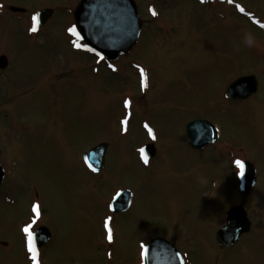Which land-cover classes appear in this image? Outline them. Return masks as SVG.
Segmentation results:
<instances>
[{"label": "rangeland", "instance_id": "rangeland-1", "mask_svg": "<svg viewBox=\"0 0 264 264\" xmlns=\"http://www.w3.org/2000/svg\"><path fill=\"white\" fill-rule=\"evenodd\" d=\"M134 1L137 42L107 68L68 31L79 0H0L26 9L0 7V264H33L23 229L38 222L52 233L38 264H141L154 233L187 264H264V0ZM44 7L53 17L30 31ZM246 73L257 74L256 93L226 99ZM195 119L218 128L215 143L189 145L185 125ZM101 141L104 168L93 173L82 157ZM146 142L156 148L147 163ZM237 160L255 171L243 198L255 227L219 249L224 211L243 201ZM125 188L132 205L112 215Z\"/></svg>", "mask_w": 264, "mask_h": 264}, {"label": "water", "instance_id": "water-1", "mask_svg": "<svg viewBox=\"0 0 264 264\" xmlns=\"http://www.w3.org/2000/svg\"><path fill=\"white\" fill-rule=\"evenodd\" d=\"M12 10H22L11 7ZM52 9H42L36 13L38 24L44 23L51 15ZM76 28L84 41L109 60L127 52L136 41L140 20L137 16L133 0H81L74 12ZM6 60L0 56V63ZM256 89V79L252 75L241 76L234 80L226 90V96L232 99H241L253 93ZM186 136L194 147H202L213 142L216 134L214 127L205 120L196 119L186 125ZM106 144L101 143L90 149L85 155V161L94 170L102 168L103 154ZM148 155L153 153L152 146H147ZM144 153L145 148H144ZM2 171L0 169V177ZM252 182V171L247 164L243 176V184L248 186ZM245 185V186H246ZM246 188V189H247ZM129 192L124 191L115 199L124 205L128 200ZM238 208H232L227 215V224L216 234L220 245L232 244L239 236L242 219ZM145 264H182L179 253L166 240H152L148 243L145 253Z\"/></svg>", "mask_w": 264, "mask_h": 264}, {"label": "snow or ice", "instance_id": "snow-or-ice-1", "mask_svg": "<svg viewBox=\"0 0 264 264\" xmlns=\"http://www.w3.org/2000/svg\"><path fill=\"white\" fill-rule=\"evenodd\" d=\"M32 19H33L34 24H33V28H31L30 31H35V20H36V17L33 16ZM262 26H264V25H262ZM68 31H69L70 33L75 32V28H74V27L69 28ZM77 47H79V45H77ZM128 103H129V102H128L127 100L124 101L125 106H127ZM149 132L151 133V130H150V129H149ZM141 151H143V150H141ZM142 159H144L145 163H147V158H146V157H142ZM235 163L238 165L239 168H242V167H243V164H242L241 161L237 160ZM35 207H36V206L33 205V208H34V209H35ZM105 226L107 227V223H106ZM23 231L26 232V233H28V235H29V241H28L29 251L32 253V260L35 261V260H36L35 247H34V245L32 244V234H31V232H29V226H25V228L23 229ZM107 238H108L109 240L112 239V236H111L110 233H109V235H108ZM141 247L143 248V245H142Z\"/></svg>", "mask_w": 264, "mask_h": 264}, {"label": "clouds", "instance_id": "clouds-1", "mask_svg": "<svg viewBox=\"0 0 264 264\" xmlns=\"http://www.w3.org/2000/svg\"><path fill=\"white\" fill-rule=\"evenodd\" d=\"M244 43L251 47L254 43V37L250 33H246L244 37Z\"/></svg>", "mask_w": 264, "mask_h": 264}]
</instances>
